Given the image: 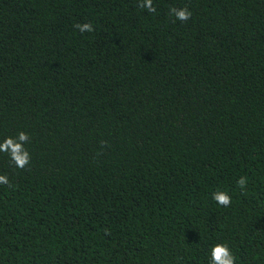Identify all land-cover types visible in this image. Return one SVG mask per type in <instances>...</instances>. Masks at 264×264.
<instances>
[{"label": "trees", "instance_id": "obj_1", "mask_svg": "<svg viewBox=\"0 0 264 264\" xmlns=\"http://www.w3.org/2000/svg\"><path fill=\"white\" fill-rule=\"evenodd\" d=\"M137 4L0 0V264H264V0Z\"/></svg>", "mask_w": 264, "mask_h": 264}, {"label": "clouds", "instance_id": "obj_2", "mask_svg": "<svg viewBox=\"0 0 264 264\" xmlns=\"http://www.w3.org/2000/svg\"><path fill=\"white\" fill-rule=\"evenodd\" d=\"M137 6L150 13L156 12L153 0H138ZM169 13L181 22H185L191 17V11L187 7H170ZM74 27L80 33L94 31L92 24L88 22L76 23ZM29 139L28 134L23 131L18 132L16 137H5L0 141V152L6 153L15 167L24 169L29 165L31 159L30 153L25 148ZM236 183L241 190H244L247 186V178L240 177ZM0 185L10 186L7 176L0 175ZM212 198L223 207H228L231 204V197L224 191L214 192ZM209 264H235V257L227 245L217 243L211 248Z\"/></svg>", "mask_w": 264, "mask_h": 264}]
</instances>
